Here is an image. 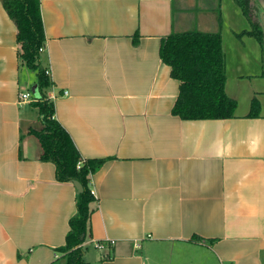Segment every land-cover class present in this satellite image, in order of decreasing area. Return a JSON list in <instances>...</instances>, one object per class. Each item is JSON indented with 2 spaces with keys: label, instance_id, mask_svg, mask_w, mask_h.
<instances>
[{
  "label": "crops",
  "instance_id": "obj_1",
  "mask_svg": "<svg viewBox=\"0 0 264 264\" xmlns=\"http://www.w3.org/2000/svg\"><path fill=\"white\" fill-rule=\"evenodd\" d=\"M250 6L264 29V0ZM39 7V60L52 82L54 117L83 157L104 159L90 178L87 263L264 264V54L239 4L39 0ZM191 30L220 33L233 117L171 112L179 80L159 46L169 33ZM21 88L38 98L0 0V264H66L60 247L77 190L40 160L29 129L41 121L34 101L17 102Z\"/></svg>",
  "mask_w": 264,
  "mask_h": 264
},
{
  "label": "trees",
  "instance_id": "obj_2",
  "mask_svg": "<svg viewBox=\"0 0 264 264\" xmlns=\"http://www.w3.org/2000/svg\"><path fill=\"white\" fill-rule=\"evenodd\" d=\"M251 24L246 33L261 44L264 54V29L251 15L250 0H235ZM16 27L17 58L34 70L39 96L37 107L41 127L29 129L42 147L40 160L51 161L58 181H78L82 190L75 196V213L68 220L65 242L60 249L66 264H88L83 243L89 234L91 204L96 201L91 189V174L102 165L103 158L83 157L67 130L54 117L52 85L48 69L39 60L44 45V31L39 0H1ZM159 56L170 66V74L179 80V90L171 112L183 119L233 117L236 100L225 92V54L218 31L171 32L161 39ZM258 103L251 101L250 116L257 115ZM194 240L199 236L193 235Z\"/></svg>",
  "mask_w": 264,
  "mask_h": 264
},
{
  "label": "built area",
  "instance_id": "obj_3",
  "mask_svg": "<svg viewBox=\"0 0 264 264\" xmlns=\"http://www.w3.org/2000/svg\"><path fill=\"white\" fill-rule=\"evenodd\" d=\"M17 102L19 104L21 103H24V102H29V101H34L36 100L32 95L31 93L25 89V88H21L18 90V93H17ZM112 242V241H110ZM95 246L97 248H102L103 247V243L102 242H95Z\"/></svg>",
  "mask_w": 264,
  "mask_h": 264
},
{
  "label": "water",
  "instance_id": "obj_4",
  "mask_svg": "<svg viewBox=\"0 0 264 264\" xmlns=\"http://www.w3.org/2000/svg\"><path fill=\"white\" fill-rule=\"evenodd\" d=\"M73 184L76 187L77 192L82 190L81 184L78 181L74 180Z\"/></svg>",
  "mask_w": 264,
  "mask_h": 264
},
{
  "label": "rangeland",
  "instance_id": "obj_5",
  "mask_svg": "<svg viewBox=\"0 0 264 264\" xmlns=\"http://www.w3.org/2000/svg\"><path fill=\"white\" fill-rule=\"evenodd\" d=\"M30 86V85H29ZM31 87V86H30ZM85 252H91L93 250V245L91 243H89L88 245L84 246ZM90 254V253H89Z\"/></svg>",
  "mask_w": 264,
  "mask_h": 264
}]
</instances>
